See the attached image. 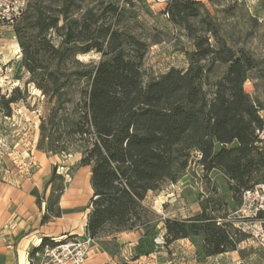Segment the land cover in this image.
<instances>
[{
	"label": "trees",
	"instance_id": "16d2710c",
	"mask_svg": "<svg viewBox=\"0 0 264 264\" xmlns=\"http://www.w3.org/2000/svg\"><path fill=\"white\" fill-rule=\"evenodd\" d=\"M159 1L171 26L191 40L184 69L147 72L148 43L122 25L126 9L115 2L81 8L78 0H29L13 31L30 81L52 102L39 124V149L78 152L77 167L89 166L85 234L117 249L119 232L138 230L153 242L160 231L165 246L186 238L197 255L209 257L237 249L244 236L228 215L244 189L264 183V148L256 137L264 108L244 90L253 74H264L263 61L232 39L220 17L240 11L241 0H206L209 7L201 0ZM90 51L100 54L97 61L79 60ZM19 92L0 90L4 114ZM191 157L204 173L222 174L235 202L227 203L211 185L198 201L199 212L157 214L144 203L146 194L165 180L176 182ZM65 187L53 166L42 192L30 190L37 206L45 203L42 223L61 215ZM55 244L43 237L36 248Z\"/></svg>",
	"mask_w": 264,
	"mask_h": 264
},
{
	"label": "rangeland",
	"instance_id": "374dc122",
	"mask_svg": "<svg viewBox=\"0 0 264 264\" xmlns=\"http://www.w3.org/2000/svg\"><path fill=\"white\" fill-rule=\"evenodd\" d=\"M95 1L97 0H78L77 3L82 8ZM103 1L124 5L126 11L122 25L148 43L145 61L147 72L156 75L166 71L169 67L180 69L187 67L188 61L184 51L192 49L191 40L182 30L171 26L167 17L161 12L163 6L159 4V0H132V4L129 5L124 4V0ZM241 1L240 11L236 10L234 13L220 17L232 39L238 45L248 47L263 61L264 71V0ZM220 3L226 5L232 2L231 0H220ZM13 28V25L0 24V90L7 96L14 87H18L22 97L10 103L8 115L4 114L2 107L0 108V185L13 182L16 170L20 171V176L26 185H30L32 175L42 170L46 160L51 165V171L53 166H56L57 173L64 175L65 182L72 183L79 169L77 161L80 154L75 151L67 154L51 153L38 147L39 124L42 119L46 118L52 102L30 81V75L21 63V48ZM99 57L100 54L95 51L78 55L79 60L85 63L95 62ZM244 90L257 97L264 108V74L260 76H257V73L253 74L244 82ZM87 173L86 170H80L78 179L84 180ZM48 178L43 181V185ZM57 182L58 180H55V183ZM211 185L227 203L233 205L235 201L232 200L222 174L217 170L204 173L195 158L191 157L184 174L176 182L171 183L165 180L159 189L146 194L144 203L163 217H187L199 212L198 201ZM49 189L48 187L47 196ZM88 200L84 202L80 210L85 209ZM236 231L244 236L236 250L209 257L197 255L196 248L190 240L193 246L191 248H188L190 245L187 247L175 241L174 244L165 246L160 231L156 233L154 240L156 239L155 242L162 245L163 264H179L178 257L187 258L189 253L186 252L192 249H194L197 262L184 259V264H264V253L260 251L256 243L247 234ZM95 243L109 250L114 248L111 243L101 242V244L93 241L92 249ZM150 246L152 245L149 241L142 244V251H147Z\"/></svg>",
	"mask_w": 264,
	"mask_h": 264
},
{
	"label": "crops",
	"instance_id": "0c3cea01",
	"mask_svg": "<svg viewBox=\"0 0 264 264\" xmlns=\"http://www.w3.org/2000/svg\"><path fill=\"white\" fill-rule=\"evenodd\" d=\"M201 1L209 7L206 0ZM159 4L164 6L162 1ZM50 166L47 160L44 161L42 170L32 175L30 185H26L18 170L13 182L0 185V264H35L36 253L42 249L36 247L43 237L59 242L85 235L89 209L85 206L84 210H80V207L92 194L89 166L79 167L72 183L66 182V187L59 198L61 215L42 223L41 215L45 203L43 202L41 207L37 206L35 196L30 194V190L36 188L41 192L43 181L51 172ZM80 170L88 172L82 181L78 179ZM47 193L48 188L45 191V198ZM72 235L75 236L69 238ZM114 241L118 247L111 252L95 243L93 253L85 264H163L162 245L156 243L154 239L150 242L152 245L150 249L142 251V244L148 239L141 231L119 232L115 235ZM176 242H181L187 247L190 245L188 248L193 247L186 238L178 239ZM186 253H189L187 258L178 257L179 264H184V259L197 262L194 249Z\"/></svg>",
	"mask_w": 264,
	"mask_h": 264
},
{
	"label": "built area",
	"instance_id": "2783aa9c",
	"mask_svg": "<svg viewBox=\"0 0 264 264\" xmlns=\"http://www.w3.org/2000/svg\"><path fill=\"white\" fill-rule=\"evenodd\" d=\"M29 0H0V24L12 25L23 13ZM168 17V14H164ZM264 119V109L260 111ZM258 143L264 148V123L256 129ZM232 226L247 234L264 253V183L259 182L241 192L239 205L230 213ZM155 241H157L155 239ZM93 240L86 234L71 240L44 245L36 253L35 264H85L92 252Z\"/></svg>",
	"mask_w": 264,
	"mask_h": 264
}]
</instances>
